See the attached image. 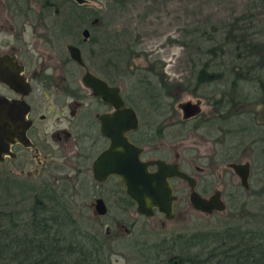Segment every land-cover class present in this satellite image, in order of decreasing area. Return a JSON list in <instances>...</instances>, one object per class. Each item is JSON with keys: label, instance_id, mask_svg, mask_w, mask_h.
Instances as JSON below:
<instances>
[{"label": "trees", "instance_id": "trees-1", "mask_svg": "<svg viewBox=\"0 0 264 264\" xmlns=\"http://www.w3.org/2000/svg\"><path fill=\"white\" fill-rule=\"evenodd\" d=\"M6 1L12 14L29 15V0ZM35 1L39 5L37 16L45 22L50 20L46 25L53 39L75 34L78 37L75 43L79 45L84 37L82 31L87 29L88 50L93 57L102 58L99 74L111 83L125 77L128 83L124 94L138 96L140 113L152 109L156 118L167 113L164 100L169 84L164 75L155 74L152 65L138 73L131 72L129 67L135 55L131 45L119 33L105 36L96 32L95 26L100 23L102 27L97 12L72 0ZM68 1L70 5L66 6ZM113 1L119 8L128 3ZM251 4L231 22L215 25L214 29L196 24L185 30L189 38L185 46L193 52L188 59L191 76L181 86L196 93L212 82L222 83L223 91L214 93L219 97H212L216 113L208 123L218 124L222 141L229 137V142L236 143L224 147L221 157L225 161L234 160L238 149L249 146L264 173V139L250 140L257 126L264 130V120L256 123L257 113L251 111H232V106L254 99L264 114V37L255 29L257 20L252 13L264 0ZM95 47L98 53L93 50ZM154 76L156 83H152ZM250 84L255 88L251 92L247 90L250 86L246 87ZM169 110L173 112V108ZM241 115L248 119L245 125L235 122L236 116L241 121ZM190 122L179 123L188 126ZM202 122L195 121L191 126L197 129ZM240 190L241 187L235 188L237 193ZM0 191L3 195L6 192L3 179H0ZM254 193L264 194V184ZM45 196L31 197L27 212L9 220V209L0 193V264H112L111 252L106 250L101 234H91L88 228H82L71 208L63 202L64 193L57 198ZM121 201L124 208L133 205L125 194ZM133 247L138 260L131 264H264V215L253 212L247 217H229L215 228L170 234L160 240L145 239Z\"/></svg>", "mask_w": 264, "mask_h": 264}, {"label": "rangeland", "instance_id": "rangeland-1", "mask_svg": "<svg viewBox=\"0 0 264 264\" xmlns=\"http://www.w3.org/2000/svg\"><path fill=\"white\" fill-rule=\"evenodd\" d=\"M72 1L75 2V0ZM127 1V5L123 8L117 7L113 0H83L82 3L86 9L97 12L102 18V27L100 23L94 27L96 32L104 33L105 36L119 33L129 42L135 53L129 67L131 72L138 73L140 69H149L152 65L155 67V74L164 75L165 82L169 84L164 100L167 113L159 118L158 123L160 126L163 123H170L171 128L167 129L166 141L162 142L160 148L154 149V154L147 158L163 155L167 157L168 162L179 163L181 168L195 179V190L201 195L209 197L214 191L219 190L226 209L211 214L195 210L189 201L188 184L181 179H173L172 185L178 196L174 203L173 218L166 219L158 212L151 217H144L137 213L134 205L124 208L122 202H117V199L106 193L114 182L95 184L90 177L91 186L83 183L82 189L76 193V196L71 190H66L63 202L66 206L75 208L74 216L83 229L88 228L91 234H101L106 250L111 252L112 264L136 263L138 259L135 258L136 253H133V246L145 239L160 240L170 234L215 228L226 218L247 217L253 212L264 215V194L254 193L264 184V173L262 166L255 161V154L251 147H241L234 160L225 161L221 157L222 149L235 142H229V137L222 141V136L217 129L218 124L208 123V119L216 113L212 97L216 99L219 97V94L214 96V93L216 90L223 91L222 83L212 82L196 93L181 86L191 76L188 59L193 52L187 45L185 46L189 39L185 30L196 24L201 27L207 26L210 30L214 29L215 25L229 23L236 16L247 11L252 1L256 0ZM65 4L70 5L69 1ZM29 7V15L16 14L18 17L25 16L23 20L18 17L13 19L11 16L14 14L8 8L7 1L0 0V45L8 40L12 42L16 37L15 29L20 26L18 23L24 21V32L22 34L18 32L17 38L28 42L31 49L32 46L36 47L43 54L46 63L59 66L61 63L57 55L58 51L60 48L65 50L66 44L74 42L78 37L69 35L62 39H53L52 42L47 35L45 39V27L50 20L43 21V24L41 21H36L39 5L35 0H29ZM252 13L257 20L255 29L261 31L264 37V4H260L252 10ZM34 24H37L36 29L33 28ZM48 40H51V43ZM88 49L87 46L86 52V48L85 50L82 48L83 56L87 58V70L98 74L102 58L93 57ZM93 50L98 53L97 47ZM77 69L80 74L84 72L82 68ZM156 79L154 76L152 83H156ZM119 81L125 91L127 79L123 77ZM247 86L251 87L247 88L250 92L255 89L251 84ZM186 102H191L198 107V112L192 114L196 117L188 126L179 123L187 118L182 109V105ZM254 103L252 99L246 104H238L235 108L232 106V111L236 109L257 113L254 116L256 121H254L261 123L264 120L262 107ZM170 108H173V112L169 110ZM235 118V122L241 125L248 122L245 115H241V121L237 116ZM195 121L204 122L196 129L191 126ZM261 129V126H257L250 140L259 137L264 139V130ZM232 162H250V188L243 189L240 186L239 177L229 165ZM0 179L3 178L0 177ZM60 183L62 190L68 181L61 180ZM236 187H241L238 193L235 191ZM100 192H105L103 196L108 205V211L103 216L96 214L93 207L96 193ZM0 193L4 199L5 194L3 195L2 191ZM25 208H29V204L25 205Z\"/></svg>", "mask_w": 264, "mask_h": 264}, {"label": "flooded vegetation", "instance_id": "flooded-vegetation-1", "mask_svg": "<svg viewBox=\"0 0 264 264\" xmlns=\"http://www.w3.org/2000/svg\"><path fill=\"white\" fill-rule=\"evenodd\" d=\"M11 17L14 19L18 16L14 14ZM18 18L23 20L25 16ZM36 21L43 24L44 20L37 16ZM18 24L20 26L15 29V39L0 45L3 47L0 48V74L7 80L0 79V98H4L14 108L6 113L4 128L9 133L6 137H10L6 144L7 150L0 159V177L5 182V205L9 209V220L18 213L20 216L25 214V205L33 196L38 198L48 195L57 198L66 190H71L76 196L83 183L91 186L90 177L95 184L114 182L106 193L117 199V202H122L123 194L128 196L118 176L110 175L106 180L98 181L93 175L94 160L111 142L103 132L101 117L113 114L115 108L95 96L83 82V77L87 74V58L83 56L82 48H86L87 52V29L86 35L82 31L84 37L79 45L75 40L66 44L65 50L60 48L57 55L61 64L56 66L46 63L43 54L36 47L32 46L31 49L28 42L17 38L18 32L22 34L25 29L24 21ZM36 25H33L34 29ZM45 30V39L47 35L53 39L47 25ZM48 42L51 43V40ZM68 45L79 47L82 63L72 59ZM77 68H82L84 72L80 74ZM92 74L99 76L109 86L118 87L125 105L135 112L137 126L126 135L131 143L142 148L141 158L168 162L163 155L147 157L154 154L162 142L166 141L170 123L160 126L157 123L160 117L156 118L152 109L147 113H140L138 96H125L120 81L111 83L99 73ZM195 117L189 116L182 121H193ZM232 149H236L235 145ZM155 169V166L150 168ZM61 180L68 181L62 190ZM104 193H96L95 200L101 198L105 202ZM132 203L135 206L133 201ZM105 204L108 211V205L106 202ZM70 208L72 212L75 211V208Z\"/></svg>", "mask_w": 264, "mask_h": 264}, {"label": "water", "instance_id": "water-1", "mask_svg": "<svg viewBox=\"0 0 264 264\" xmlns=\"http://www.w3.org/2000/svg\"><path fill=\"white\" fill-rule=\"evenodd\" d=\"M75 1L83 4V0ZM84 35H86V31ZM68 50L72 59L82 63L79 47L68 45ZM0 79L7 81L1 74ZM83 82L95 96L115 108L113 114L101 117L103 132L111 142L109 147L99 153L93 162V175L96 180L104 181L110 175L118 176L125 188L126 195L134 202L137 213L144 217H151L155 212H158L166 219L173 218L174 203L178 198L171 183V179L174 178L187 182L190 188L189 201L195 210L211 214L226 209L219 190L214 191L209 197L201 195L195 190V179L181 170L177 163L141 158L142 148L131 143L126 135L129 130L137 126V117L133 109L125 105L118 87L109 86L103 79L88 70L83 77ZM182 109L186 117L198 112V107L191 102L183 104ZM13 110L14 108L9 102L0 98V159L7 150L6 144L10 137H6L9 133L4 128L6 113ZM229 165L239 177L240 185L244 189H248L249 162H232ZM152 166H155L156 169L150 170ZM94 208L100 216L107 212L106 204L101 198L95 200Z\"/></svg>", "mask_w": 264, "mask_h": 264}]
</instances>
